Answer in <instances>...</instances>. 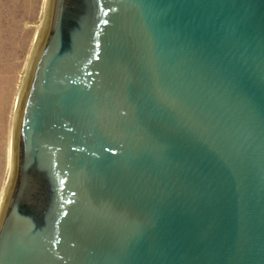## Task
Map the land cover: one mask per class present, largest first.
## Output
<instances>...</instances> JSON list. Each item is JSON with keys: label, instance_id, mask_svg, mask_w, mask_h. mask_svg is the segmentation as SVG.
<instances>
[{"label": "water", "instance_id": "obj_1", "mask_svg": "<svg viewBox=\"0 0 264 264\" xmlns=\"http://www.w3.org/2000/svg\"><path fill=\"white\" fill-rule=\"evenodd\" d=\"M0 264H264V0H52Z\"/></svg>", "mask_w": 264, "mask_h": 264}, {"label": "rangeland", "instance_id": "obj_2", "mask_svg": "<svg viewBox=\"0 0 264 264\" xmlns=\"http://www.w3.org/2000/svg\"><path fill=\"white\" fill-rule=\"evenodd\" d=\"M47 2L0 0V199L9 178L17 95L32 69L38 36L47 28Z\"/></svg>", "mask_w": 264, "mask_h": 264}, {"label": "bare ground", "instance_id": "obj_3", "mask_svg": "<svg viewBox=\"0 0 264 264\" xmlns=\"http://www.w3.org/2000/svg\"><path fill=\"white\" fill-rule=\"evenodd\" d=\"M51 2H52V0H48V2H47V8H46L47 9L46 10L47 11V15L49 14V11H50ZM46 19H47V16H46ZM42 38H43V34L41 32L40 35L38 36V39H37V46H36L37 50H38V48H39V46L41 44ZM36 49H35L36 52H34V56L37 54V50ZM29 72H31L30 68H29V70L27 72L26 79L24 81L23 86L21 87L19 95H17V107H16V115H15V123H14L13 142L9 146V151H8L10 171H9V178L7 179L6 186H5V189H4V192H3L4 195L0 199V203H1L0 217H1V213H2L3 207L5 205V202L7 200L8 194H9V190H10V186H11V182H12V178H13L14 166H15V158H16V130H17V125H18L20 108H21V105H22V102H23V99H24V96H25V91H26V88H27V85H28V81H29V77H30V73Z\"/></svg>", "mask_w": 264, "mask_h": 264}]
</instances>
